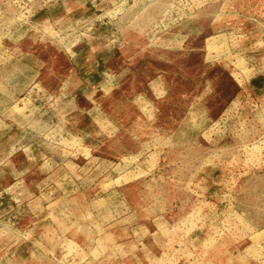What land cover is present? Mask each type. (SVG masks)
<instances>
[{"label":"rangeland","instance_id":"obj_1","mask_svg":"<svg viewBox=\"0 0 264 264\" xmlns=\"http://www.w3.org/2000/svg\"><path fill=\"white\" fill-rule=\"evenodd\" d=\"M0 264H264V0H0Z\"/></svg>","mask_w":264,"mask_h":264}]
</instances>
